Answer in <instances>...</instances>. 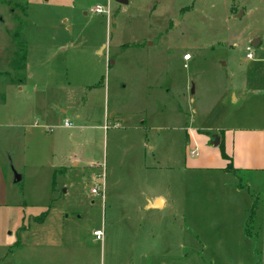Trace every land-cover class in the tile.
Returning <instances> with one entry per match:
<instances>
[{
	"label": "rangeland",
	"instance_id": "374dc122",
	"mask_svg": "<svg viewBox=\"0 0 264 264\" xmlns=\"http://www.w3.org/2000/svg\"><path fill=\"white\" fill-rule=\"evenodd\" d=\"M260 128L264 0H0V264H264V173L217 170Z\"/></svg>",
	"mask_w": 264,
	"mask_h": 264
},
{
	"label": "crops",
	"instance_id": "0c3cea01",
	"mask_svg": "<svg viewBox=\"0 0 264 264\" xmlns=\"http://www.w3.org/2000/svg\"><path fill=\"white\" fill-rule=\"evenodd\" d=\"M129 3V0H128ZM113 22V19L112 21ZM11 83V82H10ZM230 99H232L233 103L237 102V97L234 92L229 94ZM249 139V140H248ZM255 139L254 144L252 145V141L250 140ZM248 140V142H247ZM264 128H260L257 130L256 136L252 137L249 136L248 138L244 139L241 144L235 146L233 144L232 151L230 149V153H228L229 160H225L223 165L219 167L217 170H225L226 164L232 165L233 169H237L238 172H249L258 174L261 172L264 173ZM3 169L0 166V177H2ZM157 199L160 200L159 206L157 209L150 207L154 201ZM166 204V200L162 197H154V198H147L145 202V207H149L150 209L159 210L163 208Z\"/></svg>",
	"mask_w": 264,
	"mask_h": 264
},
{
	"label": "trees",
	"instance_id": "16d2710c",
	"mask_svg": "<svg viewBox=\"0 0 264 264\" xmlns=\"http://www.w3.org/2000/svg\"><path fill=\"white\" fill-rule=\"evenodd\" d=\"M21 10H22V14L24 16V12H25V6L24 5L22 6ZM15 21L19 23L18 19H15ZM19 25L15 28V30L12 33V40H13V43H14L15 48H16L14 55H13L12 63L16 67V70L20 72V71L25 70L26 46H25V40L21 39V33H24V27H25L24 21L19 23ZM221 156L226 161L229 160L228 156L224 152H221ZM225 169H230L233 171V173L238 172L237 169H233L232 165L230 167L229 164L226 166ZM250 203L251 204L249 206L248 213H247L246 224H245V228H244V234H245V237H247L248 239H251L255 243L259 244V242H260L259 238L257 240L256 237H258L260 234V228L261 227L259 224L261 223V220L260 219L257 220V217H258V211L257 210H258V207L261 205V200H260L258 195H251V202ZM259 220H260V222H258ZM260 238H261V236H260ZM257 253H258V251H257Z\"/></svg>",
	"mask_w": 264,
	"mask_h": 264
},
{
	"label": "built area",
	"instance_id": "2783aa9c",
	"mask_svg": "<svg viewBox=\"0 0 264 264\" xmlns=\"http://www.w3.org/2000/svg\"><path fill=\"white\" fill-rule=\"evenodd\" d=\"M92 11L94 13H96V14H102V13L106 12L107 17L109 16V9L108 8L107 9H104V8H101L100 6H96L94 9H92ZM245 49L247 51V53L245 54L246 59H249V60L252 59V52H251L250 47H246ZM182 59L184 61H188L190 59V56L188 54H186V55H184L182 57ZM63 126L65 128H69L70 127V124H69V122H64L63 123ZM91 193L92 194H96L97 193V190L96 189H91ZM93 236H94V238H95L96 241H101L102 240V233L99 230L94 231L93 232Z\"/></svg>",
	"mask_w": 264,
	"mask_h": 264
},
{
	"label": "water",
	"instance_id": "95a60500",
	"mask_svg": "<svg viewBox=\"0 0 264 264\" xmlns=\"http://www.w3.org/2000/svg\"><path fill=\"white\" fill-rule=\"evenodd\" d=\"M115 2L119 5H127L128 4V0H115ZM241 15V11L239 13L236 14V17H239ZM259 44L258 40H253L252 42V47L255 48L257 45ZM191 93H193V90L191 89L190 91ZM212 146L216 147L218 145V137L214 136L213 137V142L211 143ZM13 173V180L12 183L13 184H17L20 182L21 180V176L19 174H17L16 172L12 171ZM160 200L157 199L156 201H154L152 203V205H150V207L152 208H157L159 206Z\"/></svg>",
	"mask_w": 264,
	"mask_h": 264
}]
</instances>
